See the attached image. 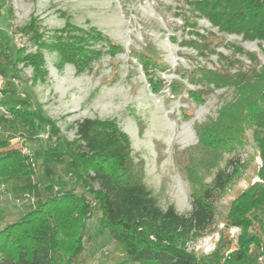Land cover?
Masks as SVG:
<instances>
[{"label":"rangeland","instance_id":"obj_1","mask_svg":"<svg viewBox=\"0 0 264 264\" xmlns=\"http://www.w3.org/2000/svg\"><path fill=\"white\" fill-rule=\"evenodd\" d=\"M196 1L0 0V50L10 60L17 48L25 53L36 50L30 42L32 33L23 30L30 21L43 33L66 22L82 29L95 28L122 48L111 55L106 45L95 44L98 58L79 73L73 63L61 64L57 52L45 50L47 75L36 83L30 81L29 66H14L0 57V100L13 103L24 97L41 119L54 125L53 131L42 125L35 133L0 126V136L7 139L8 147L29 157L42 199L49 184L55 191L74 187L77 193L91 197L64 163L41 162L45 150L64 151V141L75 139V124L85 117L117 122L129 137L133 161H142L146 187L159 197L161 206L172 203L182 215L191 210L190 184L184 173L188 157L194 159L193 168L202 176V184L209 183L217 169L230 172L236 164L238 171L231 183L214 195L211 226L184 245L201 264H223L226 251L237 249L243 233L240 226L226 224L231 202L251 184L261 182L262 158L254 133H264V126L256 124L258 114L264 111V99L242 110L237 144L223 142L206 150L197 145V126L212 125L222 109L238 98V87L222 80L236 73L233 61L245 66L250 61L248 55H254L264 65V53L259 41L221 31L194 7ZM215 77H219L218 84L209 80ZM0 114L9 118L1 105ZM217 131L224 134L219 127ZM192 146L188 154L176 157V151ZM201 158L208 159L210 165H199ZM9 188L0 181V230L19 219L27 211L25 205L33 202V197H14ZM99 216L100 210L92 202L82 232V250L74 264H125L124 252L108 231L100 228ZM232 227L237 228L235 244L229 237ZM252 236L259 238V246L264 243V231L256 222L245 232V237ZM253 248L251 244L250 250Z\"/></svg>","mask_w":264,"mask_h":264},{"label":"trees","instance_id":"obj_2","mask_svg":"<svg viewBox=\"0 0 264 264\" xmlns=\"http://www.w3.org/2000/svg\"><path fill=\"white\" fill-rule=\"evenodd\" d=\"M194 7L221 31L259 41L264 53V0H197ZM23 30L32 33L30 42L36 50L25 53L17 48L12 60L0 50V57L12 61L14 66H29L32 83L43 81L47 75L45 50L57 52L61 64L73 63L77 73L89 69L98 58L95 44L106 45L111 55L122 50L101 31L82 29L68 22L43 33L30 21ZM248 56L247 65L233 61L236 73L222 77L224 84L238 87L236 101L224 107L212 125L197 126V145L206 150L223 142L229 146L240 142L242 110L264 99V65L254 55ZM202 74L206 76L203 71ZM209 80L218 84L219 77ZM0 105L9 115L5 118L0 114L1 127L35 133L45 125L49 132L54 130V125L41 119L24 97L15 98L13 103L0 100ZM256 122L258 127L264 126V111L258 114ZM218 127L224 134L218 133ZM75 135L72 141H64V151L45 150L41 162L64 163L90 198L77 193L74 187L55 191L49 184L42 199L38 196L35 168L29 157L8 147L7 139L0 136V181L10 185L9 193L16 198L33 197V202L25 205L27 211L0 230V264H74L82 250V232L92 212V202L100 210V228L107 230L124 252L125 264H201L194 254L185 250V242L209 229L214 218V195L222 193L231 183L238 166L234 164L230 172L217 169L211 181L202 184V176L193 168L194 159L188 157L184 173L190 184L191 210L188 215H182L172 203L161 206L159 197L146 187L142 161H133L129 137L114 119L82 118L75 124ZM254 138L262 158L258 172L261 182L251 184L231 202L226 224L240 226L243 233L237 249L226 254L223 264H255L261 245L264 252V243L259 246L258 237H245L246 229L254 222L264 231V133L256 130ZM157 144L162 145L158 141ZM191 148L176 151V157L188 154ZM198 162L204 168L210 165L206 158ZM251 244L254 248L250 250Z\"/></svg>","mask_w":264,"mask_h":264},{"label":"built area","instance_id":"obj_3","mask_svg":"<svg viewBox=\"0 0 264 264\" xmlns=\"http://www.w3.org/2000/svg\"><path fill=\"white\" fill-rule=\"evenodd\" d=\"M20 150H21V152H23V153H26L27 152V149L25 148V147H22L21 145H20ZM236 230H237V228L236 227H232V228H230L229 229V237H230V239H231V241H232V244L234 243H236V241H237V238H236V234H235V232H236ZM232 249H228L227 251H226V254L229 252V251H231ZM259 250H260V252H259V254H258V256H257V264H264V252H263V246L261 245L260 246V248H259Z\"/></svg>","mask_w":264,"mask_h":264}]
</instances>
